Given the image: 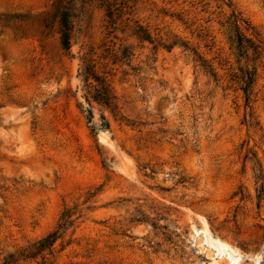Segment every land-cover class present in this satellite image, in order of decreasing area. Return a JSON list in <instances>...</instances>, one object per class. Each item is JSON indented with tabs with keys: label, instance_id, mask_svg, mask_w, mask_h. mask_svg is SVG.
<instances>
[{
	"label": "rangeland",
	"instance_id": "374dc122",
	"mask_svg": "<svg viewBox=\"0 0 264 264\" xmlns=\"http://www.w3.org/2000/svg\"><path fill=\"white\" fill-rule=\"evenodd\" d=\"M104 2L0 0V264H264V0Z\"/></svg>",
	"mask_w": 264,
	"mask_h": 264
},
{
	"label": "trees",
	"instance_id": "16d2710c",
	"mask_svg": "<svg viewBox=\"0 0 264 264\" xmlns=\"http://www.w3.org/2000/svg\"><path fill=\"white\" fill-rule=\"evenodd\" d=\"M59 4H61V9L59 11V27H58V32H59V40L61 47L65 50H67L70 47V38H71V29H72V18L75 16L74 13V8L72 6L74 0H56ZM105 0H102V3ZM105 4L107 8V16H108V21L110 26L115 22V18L119 17L122 13V7H124V1H120L119 5L115 8L112 9V4L111 3H103ZM117 11V14L115 13ZM115 15V17H114ZM239 21H242L239 17L232 15L231 20H226V23L229 27V32L230 35L228 36V40L230 42V45L234 47L235 52L238 56H244L247 57L248 51H251V54H255V58L259 56L260 54V48L259 45L250 40L249 38L245 37L239 30ZM243 22V21H242ZM246 29L249 28L248 24H246ZM140 34H139V32ZM136 33L138 34V37L142 40H149V36L145 34L144 31L141 29L137 30ZM173 43L167 45L168 48L172 47ZM200 60V58H198ZM200 65L205 68L208 67L206 66L205 62L203 60H200ZM211 75H214V72H212L211 68H208ZM255 67H252L251 69H244L240 70V74L235 75L233 74V77L237 81L240 82V89L242 90L244 94V100L245 103L249 101V97L251 94V89L252 85L254 84L255 81ZM82 76L83 79L86 81L89 76H92L94 80L97 81L98 86L94 89V94L91 95V97L98 101L101 102L102 104L108 105L110 104V100L112 99V96L110 95V92L108 90L107 84L104 82V80L99 77L95 76L91 72V68L89 65H85L82 71ZM234 79V78H233ZM70 215H65L64 221L58 225L57 230H61L62 227L68 222V217ZM53 231L49 234H47L45 237L41 238L38 240L36 243L33 244L35 251L33 252H28L27 256H34L36 253H40L43 249L45 248H50L53 242L60 236L58 232ZM24 255V254H20ZM9 257V262L16 260L17 258H14L12 254L8 255ZM9 264V263H7Z\"/></svg>",
	"mask_w": 264,
	"mask_h": 264
},
{
	"label": "bare ground",
	"instance_id": "6f19581e",
	"mask_svg": "<svg viewBox=\"0 0 264 264\" xmlns=\"http://www.w3.org/2000/svg\"><path fill=\"white\" fill-rule=\"evenodd\" d=\"M210 238H211L212 241H214V242H215L217 245H219V246H222V247H229V245H228L226 242L220 240L219 238H213V237H210ZM230 260H231V261H234L233 258H231ZM226 264H230V262H228V263H226Z\"/></svg>",
	"mask_w": 264,
	"mask_h": 264
}]
</instances>
